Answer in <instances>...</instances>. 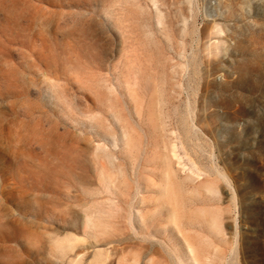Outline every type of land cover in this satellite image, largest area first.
<instances>
[{
    "label": "rangeland",
    "instance_id": "374dc122",
    "mask_svg": "<svg viewBox=\"0 0 264 264\" xmlns=\"http://www.w3.org/2000/svg\"><path fill=\"white\" fill-rule=\"evenodd\" d=\"M0 264H264V0H0Z\"/></svg>",
    "mask_w": 264,
    "mask_h": 264
},
{
    "label": "bare ground",
    "instance_id": "6f19581e",
    "mask_svg": "<svg viewBox=\"0 0 264 264\" xmlns=\"http://www.w3.org/2000/svg\"><path fill=\"white\" fill-rule=\"evenodd\" d=\"M192 126H193V125H192ZM191 128H192V127H191ZM192 129H193V128H192ZM222 178H224V180L226 179L225 177H223V175H222ZM225 181L227 182V181H228V179H226ZM227 183H228V182H227Z\"/></svg>",
    "mask_w": 264,
    "mask_h": 264
}]
</instances>
